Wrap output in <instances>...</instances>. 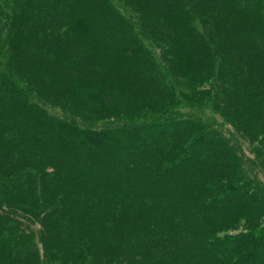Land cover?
Listing matches in <instances>:
<instances>
[{
	"label": "trees",
	"instance_id": "trees-1",
	"mask_svg": "<svg viewBox=\"0 0 264 264\" xmlns=\"http://www.w3.org/2000/svg\"><path fill=\"white\" fill-rule=\"evenodd\" d=\"M0 264H264V0H0Z\"/></svg>",
	"mask_w": 264,
	"mask_h": 264
},
{
	"label": "rangeland",
	"instance_id": "rangeland-1",
	"mask_svg": "<svg viewBox=\"0 0 264 264\" xmlns=\"http://www.w3.org/2000/svg\"><path fill=\"white\" fill-rule=\"evenodd\" d=\"M223 128H230L229 126H227V125H224V127ZM244 148L246 149L247 148V146H246V144H244ZM262 170L260 169L259 170V172H260V177H263L262 176V172H261Z\"/></svg>",
	"mask_w": 264,
	"mask_h": 264
}]
</instances>
